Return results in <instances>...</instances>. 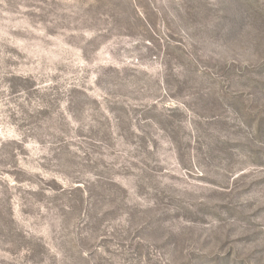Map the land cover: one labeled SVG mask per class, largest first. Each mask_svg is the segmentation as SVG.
<instances>
[{"label": "rangeland", "instance_id": "obj_1", "mask_svg": "<svg viewBox=\"0 0 264 264\" xmlns=\"http://www.w3.org/2000/svg\"><path fill=\"white\" fill-rule=\"evenodd\" d=\"M0 264H264V0H0Z\"/></svg>", "mask_w": 264, "mask_h": 264}]
</instances>
